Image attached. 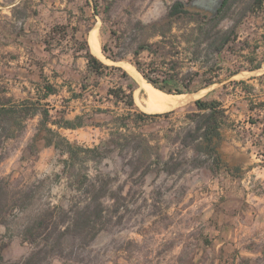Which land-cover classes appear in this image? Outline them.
<instances>
[{"label":"rangeland","instance_id":"374dc122","mask_svg":"<svg viewBox=\"0 0 264 264\" xmlns=\"http://www.w3.org/2000/svg\"><path fill=\"white\" fill-rule=\"evenodd\" d=\"M0 1L18 3V15L24 16L34 28L30 38L40 39L45 29L55 25L63 29L52 41L54 48L59 49V57L48 66L46 73L52 77L54 72L60 74L57 84L60 94L53 99L58 109L65 112L67 119L78 122L76 117L81 115L83 121L77 128L55 127V135L44 129L37 130V119L30 121L21 136L5 143L8 154L0 164V175L10 178L14 185L34 187L40 203L65 208L87 202L90 195L87 184L97 173L112 179V192L107 195L111 198L107 203L116 202L115 215L90 244L79 247L83 257L79 264H218L221 261L264 264V62L257 70H243L255 64L246 61L244 55L257 57V63L263 59L264 8L250 14L240 25L241 38L226 54L218 81L187 93L190 98L186 102L168 110H147L146 94L137 78L121 61H108L92 51L103 61L122 66L135 79L136 107L132 113L140 110L161 113L146 117L142 128L132 129L135 133L143 131L147 139L142 149L143 159L132 160L133 166L138 167L134 172L129 158L109 141L116 118L128 115L130 110L124 103L109 98L108 89L125 80L114 70L107 71L98 82H94L93 76L86 78L85 59H74L72 49L79 46L77 41H84L82 33L86 29L90 43L89 34L98 28L102 47L109 39L112 25L130 29L131 33L138 20L148 24L138 34L141 39L149 42L160 39V35L153 34L152 24L165 25L164 15L176 0H100L103 7L111 5V22H104L101 15L94 14L93 0L91 3L88 0ZM51 1H60L58 8H50ZM63 1H66L64 8ZM245 2L238 0L236 11ZM61 23L69 25L68 33H64L67 24ZM232 24L230 18L224 22L225 26ZM192 25L176 23L165 41L181 40L187 45L184 35H188ZM76 26L82 30L77 38L72 36V28ZM64 35H69L67 42ZM27 52L26 48L20 50L9 45L0 48V90H6V95H28L31 82L23 66ZM14 55L19 59H14ZM142 57L154 58L163 64L173 58L165 51L154 54L145 51ZM180 65L183 69L191 66L187 55H182ZM241 68L239 73L230 74ZM68 81L77 82L74 91ZM84 83L89 85L86 90L81 89ZM74 93H80L78 98ZM201 97L217 98L227 108L228 118L218 149L232 172L213 173L207 167H195L187 160L194 151L191 148L181 151L174 143L176 129L186 125L188 114L196 109L195 100ZM98 108L104 111H95ZM166 111L168 115L162 114ZM49 137L53 139L52 144H47ZM97 145L100 149L96 153L84 150ZM133 150L132 145L125 152L131 154ZM171 156L175 158L171 159L170 166L177 168L158 170L156 163L170 160ZM147 167L151 170L142 176ZM5 229L4 225L0 226L2 233ZM33 248V244L15 235L3 253L7 260L19 262ZM49 264L71 263L53 258Z\"/></svg>","mask_w":264,"mask_h":264},{"label":"trees","instance_id":"16d2710c","mask_svg":"<svg viewBox=\"0 0 264 264\" xmlns=\"http://www.w3.org/2000/svg\"><path fill=\"white\" fill-rule=\"evenodd\" d=\"M88 2L91 3L90 0ZM237 2L238 0H176L169 5L164 15L166 24L160 27L157 23L152 24L155 28L153 34L160 35V39L153 42L141 39L138 34L148 26L141 20L135 23L131 33L130 29L112 25L109 39L102 44L103 53L114 63L129 60L146 81L167 93L187 94L210 87L218 81L226 54L233 48V44L239 41L240 25L250 14L264 8V0H246L244 6L236 11ZM92 6L95 15H101L104 22H111V5L106 4L103 7L100 0H93ZM229 18L233 20V24L225 26L224 22ZM178 22L193 24L188 35H184L187 45H183L181 40L171 43L165 41L168 32H171ZM72 29V36L75 38L82 32L77 26ZM62 30L57 25L51 28L44 40L47 50H51L49 47L52 41ZM82 36L84 41H77V50L84 51L87 58L86 78L93 76L94 82H98L107 71L114 70L119 71L120 77L125 80V83L108 89L109 98H113L116 103H124L130 110L128 115L116 118L113 137L109 141L119 148L124 157L129 158L130 165L133 166L134 158L143 159L142 149L147 139L143 131L135 133L132 129L142 128L146 117L161 113H149L144 110L132 113L131 110L136 107L135 79L122 66L107 63L91 52L87 38L88 29ZM145 51L149 54L165 51L173 58L170 63H158L154 58L144 59L142 53ZM182 55H187L191 62V66L186 69L180 65ZM47 61V58L37 61L39 79L34 83V95L17 99L13 95H6V90H0V164L8 154L5 143L21 136L27 128L28 119L38 113L41 115L39 127L45 128L51 135H55L57 131L49 124L66 128H77L83 124L81 116H77L78 122H75L67 119L61 109L52 113L51 109L54 107L47 106L48 102L45 103L47 105H41V100L59 92L45 75L44 66ZM261 66V63H258L256 67ZM240 70H233L230 74H236ZM88 86L87 83L82 84L83 89ZM195 104L196 109L188 114L186 125L176 129L177 138L174 143H177L181 151L188 148L194 151L187 160L195 167L204 166L213 173H219L221 170L232 172L218 149V142L223 137L228 118L227 108L217 98L201 97L195 100ZM96 110L104 111L102 108ZM162 114L168 115L169 111ZM52 141L51 137L47 138V144H52ZM132 145V153L125 152ZM99 149L100 146L97 145L85 147L84 150L96 153ZM174 158L175 156H171L170 160L157 162L158 170L173 171L177 168L170 166V161ZM137 170L138 167L133 166V171ZM150 170V167L143 169L141 175L145 176ZM111 180L109 175L97 173L87 184L90 193L87 202L83 205L74 203L65 208L40 203L34 187L14 185L10 178L0 175V226L4 225L6 228L4 233L0 231V264H49L53 258L79 264L83 260L79 247L90 244L101 230L109 226L115 215L116 202L107 203L111 198L107 196L112 188ZM15 235L34 246L31 253L19 262L7 260L3 253ZM204 241L208 239L205 238Z\"/></svg>","mask_w":264,"mask_h":264},{"label":"crops","instance_id":"0c3cea01","mask_svg":"<svg viewBox=\"0 0 264 264\" xmlns=\"http://www.w3.org/2000/svg\"><path fill=\"white\" fill-rule=\"evenodd\" d=\"M59 2L60 1H58V2H52L51 1L49 3L50 8H52L53 10L58 8L57 4ZM61 5L64 8L66 6V1H63ZM17 8H18L17 2H14L11 4H3L0 1V48H4L5 46L9 45V47H14L15 49H20V50H23L26 48L28 51L26 53L25 63L23 65L25 71L27 73H29V80L31 82V87H28L29 88L28 95L25 97H17L14 93H9V94L7 93V95H13L17 99H24V98H27V97L35 94V88H34L35 84L34 83H35V81H37L39 79V74H38L39 69H38V66L36 64H37V61H39L40 59H45V58L48 59L46 65L44 66V72H45V75L48 77V79L52 83H54L55 87L57 88V86H58L57 84H58L60 74L58 75L57 74L58 72L57 73L54 72L55 76L52 77V76L48 75L46 72L48 70V66H51L53 61L57 62L56 60L59 57V54H58L59 49H55L54 48L55 45L53 43H51V45H50L51 47H53L51 50L46 49L47 44L44 40H45L46 35H48L49 32L51 31L52 27L45 29L44 33L40 34V36H41L40 39H36L35 36L33 38H30V36L33 34L34 28L32 26H30V24L27 23L24 16L18 15ZM61 24H67V23H61ZM66 26L67 27H65V28L68 30L69 25L67 24ZM68 36L69 35H65L63 37L65 42L68 41V39L66 38ZM90 37H91V35H90ZM239 38H241V37H239ZM88 44H89V48H90L91 40L89 43V37H88ZM32 48L34 50H32ZM91 49H92V46H91L90 50ZM36 50H38V52H39L38 54H36ZM72 50H74V52H75L74 59L75 58H77V59L84 58L85 59V68H86L85 71L87 72V58L84 56V51H78L77 48H73ZM92 51L93 50H91V52ZM15 54H17V53H15ZM250 56L251 55L248 54V55H244L243 57L246 58V61H254L255 64L251 67L244 68L243 70H251L252 71V70H257V69L261 68L262 66L259 68H257L256 66L258 63H261V65H262L264 62V59H262L260 62L257 63V57H255L256 58L255 59L253 57L250 58ZM20 57H22V59H23V56H20ZM263 58H264V56H263ZM14 59H19V56L14 55ZM22 62H23V60H22ZM224 62H226V58H225ZM241 70H242V68H241ZM30 73L33 74L35 77L30 75ZM62 76L65 79L67 78L65 75H62ZM68 82L70 83L69 88L71 89V91H74V89L76 88L75 84L77 82H74V83H72L73 81H68ZM81 89H83L82 85H81ZM86 89H83V90H86ZM59 94H60V90H59L58 94H51L47 99L41 100V105H44L46 102H48L49 105H47V104H45V105L54 107L51 109V112L55 113L59 107H58L57 103L53 102V99H55V96H57ZM74 94H75V97L78 98V96H77L78 93H74ZM95 111H97V110H95ZM77 116H81V115H77ZM34 119L38 120L37 130H39V129L46 130L45 128L39 127V122L41 119V115L39 113L28 119L27 127L29 126L30 121H32ZM49 126H51L53 129L55 127H58L57 125H52V124H49ZM36 134L37 133H35V135Z\"/></svg>","mask_w":264,"mask_h":264},{"label":"bare ground","instance_id":"6f19581e","mask_svg":"<svg viewBox=\"0 0 264 264\" xmlns=\"http://www.w3.org/2000/svg\"><path fill=\"white\" fill-rule=\"evenodd\" d=\"M100 38L101 37L99 36L98 28L96 27L94 28V30H92L90 37L91 46L93 47V52L96 55L102 57L103 59L109 61V59L105 58V56L102 53ZM120 63L130 72L132 76L137 78V80L139 81L141 85V89L146 94L145 102L147 103V107H146L147 110H152V109L168 110L186 102L190 98V95L185 93L173 94V93H166L164 91H161L160 89L156 88L151 83L146 81L134 64L125 61H121ZM136 96L138 97V95Z\"/></svg>","mask_w":264,"mask_h":264},{"label":"water","instance_id":"95a60500","mask_svg":"<svg viewBox=\"0 0 264 264\" xmlns=\"http://www.w3.org/2000/svg\"><path fill=\"white\" fill-rule=\"evenodd\" d=\"M89 36H90V34H89Z\"/></svg>","mask_w":264,"mask_h":264}]
</instances>
